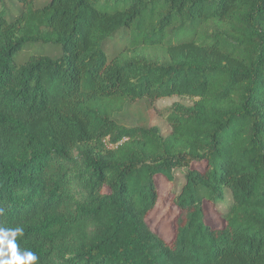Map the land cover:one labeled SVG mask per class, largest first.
<instances>
[{"label":"trees","instance_id":"1","mask_svg":"<svg viewBox=\"0 0 264 264\" xmlns=\"http://www.w3.org/2000/svg\"><path fill=\"white\" fill-rule=\"evenodd\" d=\"M0 2V227L21 253L264 264V0ZM172 95L192 102L162 112L166 135L114 116ZM178 169L166 239L148 216ZM227 194L214 225L205 201Z\"/></svg>","mask_w":264,"mask_h":264},{"label":"rangeland","instance_id":"2","mask_svg":"<svg viewBox=\"0 0 264 264\" xmlns=\"http://www.w3.org/2000/svg\"><path fill=\"white\" fill-rule=\"evenodd\" d=\"M1 5V2H0ZM53 54H58L57 49H53ZM175 101L190 104L192 101L185 96L172 95L160 97L150 101L146 98L137 99L127 102L123 109L117 111L114 116L120 123L126 125H158L164 135L171 130L162 112H165ZM176 181L172 184L163 175H157L159 188V199L153 211L148 216L149 224L161 233L166 239H170L173 235L172 218L177 213V207L173 203V195L177 193L183 184L184 169L176 171ZM231 202L230 194L226 195L225 200L214 204L205 201L207 220L214 225L221 224L220 214L226 211Z\"/></svg>","mask_w":264,"mask_h":264},{"label":"clouds","instance_id":"3","mask_svg":"<svg viewBox=\"0 0 264 264\" xmlns=\"http://www.w3.org/2000/svg\"><path fill=\"white\" fill-rule=\"evenodd\" d=\"M2 212V209H0ZM23 234L21 227L7 229L0 227V264H33L37 256L31 251L20 252L16 237Z\"/></svg>","mask_w":264,"mask_h":264}]
</instances>
